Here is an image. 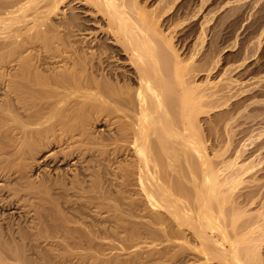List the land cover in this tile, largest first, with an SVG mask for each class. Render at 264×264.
I'll use <instances>...</instances> for the list:
<instances>
[{
  "label": "bare ground",
  "instance_id": "1",
  "mask_svg": "<svg viewBox=\"0 0 264 264\" xmlns=\"http://www.w3.org/2000/svg\"><path fill=\"white\" fill-rule=\"evenodd\" d=\"M147 9L0 0V264H264L256 224L228 209L235 173L203 144L205 64L181 58L171 13ZM92 205L150 241L99 240L80 217Z\"/></svg>",
  "mask_w": 264,
  "mask_h": 264
},
{
  "label": "rangeland",
  "instance_id": "2",
  "mask_svg": "<svg viewBox=\"0 0 264 264\" xmlns=\"http://www.w3.org/2000/svg\"><path fill=\"white\" fill-rule=\"evenodd\" d=\"M174 1L139 0L142 5L148 7L147 10H154L159 15L163 13V16L161 14L162 18L171 13V17L173 15L171 22L168 23L163 18L162 25L167 26L170 24L171 28L175 30V34L173 31L175 36L173 41L178 53L181 54V58L185 57L187 59L193 53L194 58L191 64L193 63L194 66L205 64L206 67L203 66V69H206L196 72L195 77L196 85H200L199 87H202L206 91L205 93L210 95L206 99L208 101H205L206 106L209 107L205 108L207 110H201V114L198 116L200 119L199 126H201V131H204L202 133L206 137V140H204L206 143L203 144L208 148L206 152L209 153H207L209 157L211 156L210 159L214 160L215 166L229 165L224 167L226 168L225 174L229 175L228 173H231L232 177L237 174V177L234 176V178L238 179L240 184L233 191L234 193L228 205L232 204L229 205L228 209L233 208L232 210L235 211L237 209L236 212L234 211L235 215L242 216L240 217L242 220L239 218V224L248 221L246 224L244 223L245 226L243 227H246L249 222L252 226L256 224L253 226L255 229H252L250 225L248 227L251 228L248 229L255 230L256 232L253 233H256L255 238L262 237V241L264 240V0ZM169 8H172V10L168 12ZM214 46H216V49ZM50 160H45L41 169L44 168L43 170L51 174L54 173L55 168L64 169L69 166V162L60 165L59 163L54 164L52 159ZM111 168L113 171V166ZM232 172L235 174L233 175ZM110 173L113 172L108 168V174ZM111 174L106 175L110 187L112 184L110 180L113 177ZM106 176L104 175L105 179ZM112 189L115 188L112 187ZM98 206L93 207L92 205L85 208L86 211L82 210L83 214L80 215V217L84 216L81 217L83 220L87 218L85 222L90 226L92 225V229L98 231V239L106 240L107 238V241L112 240L113 244V240H120L119 243L116 241L115 244H127L130 248H126L127 245L125 247L123 244H121L123 246H118L121 250L124 249L125 252L122 251L123 253L133 251L135 246L133 247L130 243L131 237H134L132 242H134V239L135 242L146 241L147 237L150 241V236L147 233L145 234V230L144 228L141 229V226V228H138L139 231L137 232V229L135 232V234H138L137 236L134 233V236L128 232L124 233L119 229L117 235L112 233L113 229L115 230L116 222L114 219L116 217L109 209L104 208L102 205ZM122 206L124 208V205ZM87 209L90 210L87 211ZM139 210H141L139 214L144 216L142 219L146 218L148 221L149 210L146 209V211L145 208ZM108 211L111 213H108ZM91 212L95 214L94 218ZM146 212H148V215H146ZM88 218L95 225L91 224ZM146 219L144 221L147 224ZM143 220L140 219L142 223ZM243 227L242 229L246 231L247 229ZM139 235L142 237L137 238ZM127 236L129 237L127 238ZM129 238L131 239L129 240ZM262 242L260 244V257L264 261V241ZM107 251H111V249ZM113 251H116V249Z\"/></svg>",
  "mask_w": 264,
  "mask_h": 264
}]
</instances>
